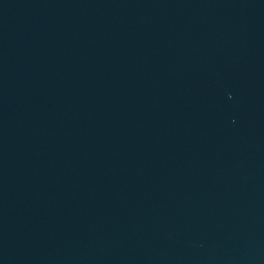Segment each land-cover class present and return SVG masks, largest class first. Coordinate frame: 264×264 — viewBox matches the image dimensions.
<instances>
[{"label":"water","instance_id":"obj_1","mask_svg":"<svg viewBox=\"0 0 264 264\" xmlns=\"http://www.w3.org/2000/svg\"><path fill=\"white\" fill-rule=\"evenodd\" d=\"M0 264H264V0H0Z\"/></svg>","mask_w":264,"mask_h":264}]
</instances>
